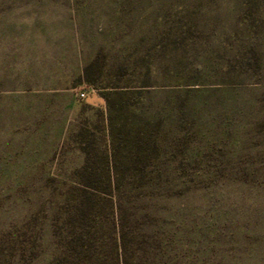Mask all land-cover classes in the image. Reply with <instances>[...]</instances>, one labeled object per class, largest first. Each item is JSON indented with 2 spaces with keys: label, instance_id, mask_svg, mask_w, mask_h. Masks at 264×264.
Listing matches in <instances>:
<instances>
[{
  "label": "rangeland",
  "instance_id": "374dc122",
  "mask_svg": "<svg viewBox=\"0 0 264 264\" xmlns=\"http://www.w3.org/2000/svg\"><path fill=\"white\" fill-rule=\"evenodd\" d=\"M83 146L130 246L264 264V0H0V264L59 250Z\"/></svg>",
  "mask_w": 264,
  "mask_h": 264
},
{
  "label": "trees",
  "instance_id": "16d2710c",
  "mask_svg": "<svg viewBox=\"0 0 264 264\" xmlns=\"http://www.w3.org/2000/svg\"><path fill=\"white\" fill-rule=\"evenodd\" d=\"M92 64L90 61L84 66L83 76L85 82L96 85L95 78L87 75ZM103 97L109 108H113L108 94ZM82 148L85 156L76 172L84 180L76 185L73 203L66 208L68 228L57 241L59 250L46 264H159L156 253L146 246L129 244L125 217L121 215V199L117 194L118 180L112 174L115 166L106 160V174L94 177L97 170L90 162V151L86 146Z\"/></svg>",
  "mask_w": 264,
  "mask_h": 264
},
{
  "label": "built area",
  "instance_id": "2783aa9c",
  "mask_svg": "<svg viewBox=\"0 0 264 264\" xmlns=\"http://www.w3.org/2000/svg\"><path fill=\"white\" fill-rule=\"evenodd\" d=\"M78 94H79L80 97L84 96L83 92H79Z\"/></svg>",
  "mask_w": 264,
  "mask_h": 264
}]
</instances>
